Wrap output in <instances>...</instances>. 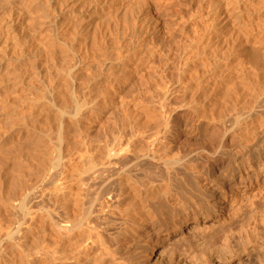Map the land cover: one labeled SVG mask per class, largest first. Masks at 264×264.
<instances>
[{
    "label": "bare ground",
    "instance_id": "bare-ground-1",
    "mask_svg": "<svg viewBox=\"0 0 264 264\" xmlns=\"http://www.w3.org/2000/svg\"><path fill=\"white\" fill-rule=\"evenodd\" d=\"M22 1H24V0H22ZM29 1L27 0V2H26V0H25L26 3H28ZM64 1L66 2V0H64ZM64 1H62V2L64 3ZM69 1H67V2L69 3ZM40 2L42 4L45 3L43 1H40ZM62 2L60 1L61 6H57V4H58L57 3L56 7H62V6L65 7L64 4H66V3L63 4ZM233 2L231 0V4ZM238 2L241 5V3H243L244 1L240 2L239 0H237V3ZM31 3L34 4L35 2L32 1ZM36 3H37V0H36ZM50 3H51V0L49 2V5H50ZM73 3H75V2H73ZM245 3H246V1H245ZM236 4H233L234 8L236 7L235 6ZM79 5L81 6V4H79ZM24 6L26 8L31 7V5H30V7H28L26 5H24ZM47 6H48V4H47ZM52 6H53V8H55V5H52ZM40 7L43 8L44 6L42 5ZM73 7H71V8H73ZM37 8H38V10L40 9L38 6H37ZM81 8H82V6H81ZM86 8L87 7L85 6V9ZM226 8H227V6L220 8L219 21H221V22L219 23V21H218V28H216L214 30V33H211L209 35H205L202 38L201 44H200V41H201V39H200L198 42L200 44V47L191 45V46H194V48H196V47L199 48L201 52H199V49H196L195 52L198 51L199 53L197 52L196 55H191L194 52L192 50H195V49H192V48H191L192 50L188 49V50H190L189 52L191 53V51H192V53L191 54L188 52L186 53L187 56L185 59V64H184V69H183V71L186 73V76H185L186 83H185L184 87H185V91H189L193 86L197 87L196 92L199 94V96L198 97L194 96L193 99H194V101H199V100L201 101V104H200L201 106L195 109V113L197 114V116L199 118L203 117V114L208 110V108L210 106H212L213 110L219 109L220 112H224V113L227 112L229 114L230 119H229V121H226L225 124H223V128L226 129L227 133H232L239 138L240 147L243 151V153H242L243 161H241V162L234 161L233 162V159H232L230 162V165H228V167H226V169L224 171H221L220 168L215 165L216 162H218L219 160L220 161L222 160V158L218 157L219 156V150L216 151L215 153L209 154V156L212 157V160H209V158L203 157L202 154H200V153H191V152H189V153L176 152L175 153V151H176V145L175 144L177 141L180 140V135H181V133L179 131H177L178 126L170 118H167L165 123H160V122L154 121L150 115L151 109H148L147 107L143 108V106H139V107L132 109L131 111L125 112V114L123 115L121 120L117 122L114 129H111V131L108 134H106L107 136L104 137V139H106L105 141L102 140L100 142L98 140L97 141L93 140V141H90L91 144L88 141L89 142L88 148H87L88 150H86V152L87 153L89 152V154L91 155L90 159H88L87 157L89 155L88 156L85 155L86 156L85 157L84 154H82L80 152V149H78V148H82L81 146L79 147V145H82L81 142H83L84 141L83 139H85L82 137H84L86 135V133H85L86 127H84V128L82 127L83 129H85V131H84L81 128V124L85 123V120L87 118H91L92 115L95 116L93 114L94 113L93 111L95 108H96V110H98L97 109L98 104H101L99 99L100 100L103 99V97H105V91L109 90L110 88H108L107 86H106L107 88L104 87L105 89H102L100 91L101 94L98 96L96 95V97H95V93L97 92V90L100 89V87L99 88L96 87L97 84L95 81H97V80L95 79V81H94V79L90 78L92 83L90 82V80H84L83 81V77H81V74L78 72L77 74H75L76 75V78H75L76 79V87L73 89V92H67V91H56L55 92L54 89H53L54 91L53 90L51 91V92H55L53 95L54 96V103L59 107V109H57V107H55L57 109V112L55 113L56 114L55 120H58L60 122V124L56 125L57 127L55 129L59 130V132L57 131V133L60 134V136H58V135L57 136L60 138H58L59 140H56V137H55V139H52L53 138L51 136L52 133H49V132L50 131L53 132L52 129H54V128H52V129L50 128L51 130L48 128L50 131H48V129H47L48 132L46 135L49 134L48 136H51L52 138L51 137L50 138L52 140H55V141H53L52 144H49L50 142L48 143L47 139H45L46 141L45 140L44 141H45V143L46 142L48 143V144L46 143L47 147H48V145L53 146V144L55 145L57 143L58 147L54 148V151L51 150L53 148L48 147V148H50V150L52 152L55 153V155H54V153H53V155H49L52 152L49 151L50 152L49 153L47 151L48 148L45 149L46 147L41 146L40 148H42V149H39L38 147L40 145L38 147L30 145V144H33V141H31V143H29L30 148L33 147L32 149H35L34 147H36V149H38V150L35 149V151L32 150L33 152H31V151H28L30 149H27L29 146L26 147V150L28 153L27 152H25V153L29 154V155H27V157H28L27 158L25 156V153H24V155L21 154V153H23L22 151H24V150L20 151L21 148L24 149L21 146L22 142H20L21 144L19 145L21 148L17 145L18 143L15 144V145H17V147L14 146L15 147L14 148L11 144H9V142H7L10 147L6 145L7 148L5 147L6 152H4V153L5 154L7 153L6 156L8 155V157L10 159L12 158L9 161L12 162V160H15V159H13V158H15V155H16V157L18 155H20V157L25 156V157H23L22 160H24V158L25 159L27 158V160H26V163L23 161L24 164L22 162V164H23L22 166H24L25 164H28L30 169H32L34 172L36 171L37 174H38V172H41L40 180L37 179V180H39L37 182L39 185L37 184L35 186V184H36L35 183L36 180H35V182L33 181V183H35V184L33 186L31 185L32 187L26 186V188H25L24 187L25 184L28 185V183L25 181L30 182L32 179V178L31 179L28 178L29 179L28 180L27 177H29L28 176L29 174H27L25 181L23 179V181L25 182L23 188H25V189H22L23 192L26 193V195L24 196L22 203L20 201L15 206H12L13 210L16 207L15 209L18 211V213H17L18 219L17 220L20 221V224H22V223L24 225L27 224L28 229L27 228L26 229L28 230V233L25 230L22 231L21 226H17L12 231L13 232L12 235H13V237H14V235H18L17 239H20L18 237H19L20 233H22L24 231L26 232L27 236L29 233H32V232H29V230L30 231L32 230L34 232H36L35 230H38V231H37L36 235L32 234L33 236L26 237L25 241L22 239L24 241V243L20 242L21 244H19L18 240H17L16 245L14 243H13L14 245L10 244L12 246L9 250H7V249L10 247V245L7 244L9 247L5 249L3 247V245H4L3 244L2 247H0V264H107V258L108 259L113 258L115 260L118 259V253H119L120 248H119V246H117V244L119 243V241L121 239L131 238L137 234H141L142 237L147 238L150 241H152L154 239L156 241H161L162 242V251H161L160 256L164 257L167 255L168 250L172 251L171 253H174V251L176 249V248L175 249L173 248L174 247L173 245L169 246L170 249H168V250L165 248L169 244L168 243L169 237L171 235H174V234H176V235L181 234L183 226L188 224L191 220H193L197 224V222L201 218L207 219V218H210L212 216V214L217 213L220 210V207L223 206L222 201L226 197L227 194L233 192L235 189H240V190H242V188L252 189L255 186L264 185V142H261V140H262L261 134L264 132V0H249V2L244 4L242 7H240V6L238 8L236 7L234 9V11H231L229 8H228L229 9L228 10ZM56 9L53 11L55 12V11L59 10V9L58 10H56ZM62 9H63V7H62ZM74 9H76V8H74ZM38 10L36 12L39 15V12L41 13V10H43V9H40V11H38ZM45 10H46V14L49 15V13H47V11H49V8H48V10H47V8ZM45 10H44V12H45ZM70 10H72V9H70ZM90 10H91V8H90ZM237 10H239V11L241 10V12L238 11L237 12L238 14H236L235 11H237ZM51 11H52V9H51ZM60 11L62 12V10H60ZM77 11L78 10H76L75 13ZM32 12H34V10ZM44 12L42 11V13H44ZM71 12H72V14L74 13L73 10ZM32 14H30V16ZM63 15L64 14H62V16ZM77 15H79V13H77ZM52 16L53 15H51V17ZM40 17H42V16L40 15ZM44 17L46 18L47 16H44ZM44 17L43 18H39V17L36 18V16H35L34 18H36V19L39 18V20H37V22L38 21L41 22L42 19H45ZM51 17L49 16V18H48L49 20H45V21H50ZM53 17H55V15ZM56 17H58V15ZM56 17L54 18V20L57 19ZM77 17L79 18V16H76V18H75V14H74V18L77 19ZM32 19L30 21H33L32 23H34L36 21V19H34V20H32ZM43 22H41L40 24L42 25ZM51 22H52V20H51ZM71 22H72V19L68 23L70 24ZM84 23H85V20H84L83 24ZM45 24H47V22L46 23L44 22V25ZM60 24H61V22H60ZM74 24L75 23H73L72 25H74ZM86 24H87V21H86ZM89 24L90 23H88V25ZM34 25H36V24H34ZM41 25H40V27H42ZM66 25H67V21H66ZM90 25L92 26V24H90ZM8 26H10V25H8ZM48 26H49V24H48ZM12 27H14V26H12ZM37 27H38V29H40L39 25ZM37 27L33 28V29H37ZM44 27L45 26H43V29H44ZM73 27H75V26H73ZM76 27H77V25H76ZM10 28H11V26H10ZM86 29H87V26H86ZM76 31L78 32V30H76ZM112 32L114 33V31H112ZM20 33H22V30L20 31ZM73 34H74V32H73ZM41 35L43 37V34H41ZM109 35H111V34H109ZM52 36H54V35H52ZM77 37H78V35H77ZM64 38H66V37L64 36ZM38 40H40V39H38ZM67 40H68V37H67ZM113 40H114V37H113ZM69 41H67V42H69ZM22 43H24V42H22ZM35 43H37V41ZM112 43H111V45H112ZM27 44H25V45H27ZM50 44H51V42H50ZM53 44H55V43H53ZM46 46H49V45H46ZM53 46H55V45H53ZM53 46L50 48L54 49ZM3 48H4V46H3ZM55 48H56V46H55ZM62 48H64V47H62ZM84 48H85V46H84ZM114 48H116V47H114ZM47 49L50 50L49 48H47ZM53 49H52V51H55ZM35 50H36V47H35ZM38 51H41V49ZM33 52H35V51H33ZM48 52H50V51H48ZM15 53H17V52H15ZM36 54H37V51H36ZM27 55H29V54H27ZM38 55H39V53H38ZM42 55H40V56H42ZM46 55H47V53H46ZM48 55H49V57H50V55L52 57L53 53H50V54L48 53ZM9 58H10V56H9ZM111 58H113V54H111L109 52H106L103 54L104 61L111 59ZM46 60H48V58ZM49 60H48V62H49ZM51 61L52 60H50V62ZM35 63H34V65L37 66ZM86 63H88V62H86ZM31 64H33V62ZM50 65H51V63H50ZM95 65H96V63H95ZM33 66H32V68H30L31 70L33 69ZM42 66H44V65H42ZM81 66H82V64H81ZM101 66H102V64L98 63L97 67L100 68ZM75 68H76V66H75ZM43 69H40V70L42 71ZM48 69H50V68L48 67ZM31 70L29 73H31ZM34 70H36V69H34ZM50 71L46 75H49ZM72 71H73V68H72ZM10 72L11 71H9V73ZM43 72H46V71H43ZM80 72H82V71H80ZM83 72H84V70H83ZM9 73L8 74L5 73L4 75L7 74L9 76L11 74V73L10 74ZM18 73L16 72L15 75H17ZM70 73L72 74L73 72H70ZM19 74H18V76H19ZM32 75H33V73H32ZM1 77H2V75H1ZM12 77H10V78H12ZM30 77H31V75H30ZM7 78L10 79L9 77H7ZM20 78H22V77L20 76ZM3 80H4V78H3ZM14 80H15V78H14ZM4 81H6V80H4ZM4 81H2V82H4ZM13 81H12V83H13ZM16 81H17V79H16ZM44 81H46V80H44ZM8 82H11V79L8 80ZM19 83H21V82H19ZM1 85H3V84H1ZM11 85H13V84H11ZM31 87H32V85H31ZM111 88H113V85ZM111 91H112V89H111ZM27 92H30V91L27 90ZM0 94H2V92H0ZM47 94H45V95L47 96ZM39 95H41V93ZM110 95H112V94H110ZM2 96H4V94ZM93 96L95 98L91 99V98H93ZM112 96H114V95H112ZM15 98H17V97H15ZM21 99L23 102L24 101L23 99H25V97L21 98ZM28 99L30 100L29 97H28ZM32 99H34V98H32ZM44 99H45V97H44ZM49 99L51 100V102H53L52 101L53 98L50 97ZM49 99H48V101H49ZM112 99H114V98L112 97ZM20 100H18V101H20ZM36 100H35V102H36ZM96 100H98V101L96 102ZM107 100H108V98H107ZM94 101L96 103H95V105L92 106L91 104H94ZM32 102L33 101L30 102V105L34 104ZM38 102L35 104L39 105ZM46 102H47V99H46ZM54 103H53V105H54ZM102 103H103V105H102V108H103L106 105L104 106V102H102ZM28 104L29 103H27V105ZM44 104L40 105L42 107L44 106L43 108L40 106L38 108L37 107L29 108V109H32L33 111L32 112L30 111L29 112L30 114L28 113L27 117L25 116V119H24L25 122L22 125L23 126L22 130H20L18 133V137H17L18 139L20 137L28 136L29 134H31V130L33 128H37V126H35V125H36V123H37V125H39L40 119L38 120V118L41 115L38 118L35 117L34 111L35 110L40 111V110L46 108L45 106L47 105V103L45 105ZM18 105H20V104H18ZM49 105H47L46 109H48ZM51 105H50V107L52 108ZM99 106H101V105H99ZM9 107H12V105ZM28 107H29V105H28ZM102 108H99V109H102ZM5 109H6V107H5ZM7 109H8V107H7ZM11 109H13V108H11ZM46 109L44 111L42 110V112L45 113ZM6 110L4 111L5 113H6ZM9 110H10V108H9ZM10 111L12 113L13 110H10ZM10 111H9V113H10ZM7 112H8V110H7ZM42 112L40 111V114ZM50 112H51V110L49 108L48 113H50ZM36 113H37L36 115H39L38 114L39 112H36ZM48 113L46 112V114H48ZM53 113H52V115H53ZM20 115H22V114L20 113ZM44 117H45V115H44ZM52 117H54V116H52ZM11 118H13V117H11ZM10 119L6 120V122L11 121L10 123L14 124V122H13L14 120H12V119L10 120ZM48 119L52 120V119H50V117H48ZM49 120L46 122H49ZM41 121H42V119H41ZM41 121H40V123H41ZM58 121H57V123H58ZM44 122L45 121H43L41 124H43ZM4 123H5V120H4ZM4 123H3V125H4ZM200 123H198L197 128L200 127ZM15 124H17L16 121H15ZM48 125H50V123H47V124L45 123L43 129L48 127ZM4 126H6V123ZM10 126L7 127L8 129H6L7 130L6 133L2 134L0 132L1 135L3 136L2 137L0 135L2 137V138L0 137L2 139L0 141V149L1 150L4 147V143H6V141L9 140L8 138L12 135V134L11 135L9 134V133H12L11 130H9L11 128ZM0 127H1V125H0ZM49 127H51V125ZM5 128L6 127L2 128V129H5ZM80 129H82L83 131ZM56 130H54L53 134L56 133ZM80 132H84L85 133V134L83 133L84 136H81L82 134H80ZM33 134H36V133L34 132ZM31 136H32V134H31ZM11 137L14 138L15 135L11 136ZM43 137H46L45 134ZM25 139L27 140L28 137H26ZM36 139H39V137ZM36 139L34 140V143H35ZM19 141H17V142H19ZM25 141L23 143H25ZM27 142L25 144H27ZM37 142H39V141H37ZM40 142H41V137H40ZM98 142L104 143V149H103L104 151L100 150L103 147L100 149L95 148V146H96L95 144ZM100 143H98V144H100ZM36 144L37 143H35V145ZM44 144H43V146L46 145V144L45 145ZM85 144H86V142H85ZM83 145H84V142H83ZM25 146H27V145H24V147ZM97 147H98V145H97ZM13 148L14 149L20 148V149H17V151H19L21 153L15 154L13 156V154L17 152ZM1 150H0V152L3 151V150L2 151ZM12 150L15 152L13 153ZM1 155H2V153H1ZM1 155H0V157H1ZM76 155H80L81 158L79 156L78 157L81 160L83 157L88 159V162L86 163L87 165L84 163L86 165L85 167L83 165H80V164H82L81 162L79 165L82 168L78 167V165H77L78 163L76 161L77 160ZM50 156H52V158H50ZM65 156H68L69 158H71L73 156V159L71 158L68 161L73 160L74 163L71 162V165L73 163V165H77V168L75 166L74 167L70 166V162H69L68 166H65V168H64L65 170L61 169L62 172L60 170H58V168L60 166V162L65 160ZM2 157H4V156L2 155ZM84 158H83V160H84ZM4 159H7V157ZM87 159H85V160H87ZM202 161L210 164V167H209L210 172L218 171L217 174L212 176V177H214V180L211 182L212 185L209 184L206 186H201L200 182L197 179V175L200 174L198 164H199V162H202ZM13 162H15L14 164L16 165L19 161H13ZM6 163H7V161H6ZM6 163L3 164V166L4 165L7 166ZM223 163L224 162L222 160V164ZM63 164H65V163H63ZM63 164H62V166L64 167ZM20 165H21V163H20ZM65 165H67V164H65ZM9 166L7 167V169L9 168ZM22 166H19V164H17V166L15 168L18 169L19 167H22ZM25 166H24V169H25ZM11 167L14 168V166H11ZM4 169L6 170V168H4ZM17 169L16 170L14 169V171L16 172ZM20 169L21 168H19V171H20ZM27 169H25V170H27ZM32 170L29 172H30L31 176H34V175H32V173H33ZM55 170H58V172L60 171V174L58 175L59 179H58V176L55 174V172H56ZM10 171H11V169H10ZM14 171H11V172H14ZM15 172L13 173V175L15 174ZM20 172H24V170H22ZM25 173H27V172H25ZM25 173H23V174L20 173V175L22 174L25 177L26 176ZM2 174H1V176H2ZM37 174H35V175H37ZM7 175H3L2 179L0 178L1 179L0 184L3 183L2 182L3 177L5 176L4 178H7ZM11 175H12V173H10V176H9L10 179L12 178ZM38 176H37V178H38ZM13 177H15V176H13ZM20 177L22 178V176H20ZM53 177H57V179H58V181H56V184L54 183V185H53L54 187L52 188L55 191V193L53 191V194H55L54 196L52 193L50 194V191H49V194H47L48 188L46 189L47 182H49V180L50 181L53 180L52 179ZM9 178H8V180H9ZM15 178H16V182L21 180L18 178V176H16ZM15 178H13V179H15ZM35 178H36V176H35ZM13 179L10 181L12 182ZM7 182H5V183H7ZM8 183H7V186L10 184V183L9 184ZM21 183L23 185V182H21ZM13 184H14V181H13ZM16 184H18V183H16ZM19 185H20V182H19ZM7 186L5 185L6 191L9 190V189L7 190ZM13 186H15V184ZM13 186H11V187L16 190L17 187L15 188ZM21 186H19V187H21ZM50 186H52V185H50ZM0 187H4V186L1 185ZM11 187H9V188H11ZM76 187H78L77 190L75 189ZM196 188H198L199 191L202 193L203 197L206 198L207 203H208L207 210L204 207H201L200 205L197 204L198 202L195 200V198L193 196L194 192L196 191ZM1 191H0V193H1ZM11 191L13 194H15L21 190L17 189V192H15V193H14L13 189ZM12 193H9V194H12ZM18 193H19V195L22 196V194H21L22 192H18ZM13 194L12 195L6 194V195L8 197L12 196L10 198L13 199L14 198ZM2 195H3V193H2ZM2 195L0 197H2ZM16 195H18V194H16ZM16 195H14V196H16ZM6 199H7V197H6ZM11 199L9 200V198H8V200H6V202L11 201ZM174 201L177 204H173ZM0 202H3V201L0 200ZM15 202H17V198L15 199ZM179 203H182L181 207H183L182 208L183 210L180 207H178ZM186 204H189V205L186 206ZM0 206H1V204H0ZM178 208L181 209L182 212H180V210L178 211ZM172 209H173V211H171ZM16 210H15V212H16ZM15 220H16V218H15ZM14 223H15V221H14ZM15 225L16 224H14V226ZM12 227L13 226H11V228ZM6 228H3V229H6ZM191 229L194 230V228H191ZM9 230H12V229H9ZM9 232L6 233V235L9 234ZM39 232H40V234L38 237L37 235ZM0 235H2L1 232H0ZM9 235H8V237H9ZM2 236H4V234ZM2 236H1V238H2ZM35 236L38 237L39 239L38 238L35 239ZM14 239H16V237ZM0 244H1V242H0ZM82 260H85V262H82Z\"/></svg>",
    "mask_w": 264,
    "mask_h": 264
},
{
    "label": "rangeland",
    "instance_id": "rangeland-1",
    "mask_svg": "<svg viewBox=\"0 0 264 264\" xmlns=\"http://www.w3.org/2000/svg\"><path fill=\"white\" fill-rule=\"evenodd\" d=\"M30 1L28 3L31 5V7L33 6L34 8L33 7L31 8L30 5L26 3L27 0L26 2L25 0L24 1L22 0H0V60H1L0 61V85L3 84L0 86V92H2V94H0V110H1L0 111V123H1L0 132L2 134L6 133L7 132L6 129H8L7 127L11 125L10 127L11 128L13 127V128L12 129L10 128L9 130H11L12 133H9V134L10 135L12 134L11 136L15 135V137L13 138L10 136L8 138L9 140H7L6 143L9 142V144H11L13 147L14 146L17 147V145L19 146L21 144L20 142H22L21 146L24 148L22 149L19 146L21 148L20 151L24 150L22 151L23 153H21L17 151V149H20V148L14 149L15 148L14 147L13 149L16 150L18 153L17 152L14 153L15 151L12 150L14 153L13 156L15 154H20V153L24 155V153L27 152L26 147L29 146V143H31V141H33L34 145L33 144H30V145L36 146V147L40 145L38 147L39 149H42L40 148L41 146L46 147L45 149L50 147V148H53L51 150L54 151V148L58 147L56 142H55L56 143L55 145L54 144L53 146L48 145L47 147V144L49 142H50L49 144H52V142L55 141L52 139H55L56 137V140H59L58 138H60L58 137L60 136V134L57 133V131L59 132V130L55 129L57 127L56 125L60 124L58 120H55V117H56L55 113L57 112V109H59V107L54 103L53 95L56 91L73 92V89L76 87V79H75L76 75L75 74L79 72L81 74V77H83V81L90 80L91 82V79H94V81L95 79L97 80L95 81L97 84L96 87L97 88L100 87V89L97 90L98 93L97 92L95 93V97L96 95L98 96L101 94L100 91L102 89H105L107 87L110 88L109 90L105 91V97H103V99L100 100L98 98L101 103V104H98V107L102 108V105H103L102 102H104V106L106 105L105 107H103L104 109L103 108H102L103 110L99 109L96 106L98 110H96L95 108L93 111L94 112L93 114L95 116L92 115L93 118L92 117L87 118L85 120L86 124L85 123L81 124V128L86 127L85 128L86 131L85 129L83 128L82 129L86 133L85 136L86 137L88 136V137L86 138L83 135L84 132H80V134H82L81 136H84L82 138H85L87 141L83 139L84 141L83 140L82 141L84 142V145H83V142H81L83 146L79 145V147L81 146L82 148H78V149H80V152L84 154V156L89 155L87 157L88 159H90L91 155L89 154V152L87 153L86 150H88L87 148H88V144L90 141H93V140L94 141L98 140L100 142L102 140L105 141L106 139H104V137L107 136L106 134H108L111 131V129H114L117 122L121 120L125 112L131 111L132 109L136 107L143 106V108L147 107L148 109H151L150 115L154 121L165 123L167 118H170L178 126L177 131H179L181 135H180V140L177 141L175 144L176 145L175 153L176 152L200 153L202 154L203 157L209 158V160H212V157L209 156V154L215 153L216 151L219 150L218 157L222 158L224 163L222 164V160L221 161L219 160L218 162L215 163V165L218 166L221 171H224L226 167L230 165V162L232 159H233V162L243 161V156H242L243 151L240 147L239 138L232 133H227L226 129L223 128V124H225L226 121H229L230 119L229 114L227 112L226 113L220 112L219 109L213 110L212 106L208 108V110L204 113L205 115L203 114V117L201 118H199L197 114L195 113V109L201 106L200 105L201 101L200 100L194 101L193 99L194 96L196 97L199 96V94L196 92L197 87L193 86L189 91H185L184 85L186 83V80H185L186 73L183 71V69H184L185 59L187 56L186 53L187 52L190 53L189 52L190 50L188 49H191V48L195 49V50L191 49L192 51L195 52L196 49H199L197 47H200L202 38L205 35L214 33V30L218 28V21L220 18V8L227 6L226 9L229 8L231 11H234L236 7L237 8L239 6L242 7L244 4L248 3L249 0H243L244 2L242 0H239L240 2L244 3V4L241 3V5L239 2L237 3V0H232V2L234 1L232 4H231V0H70V1L66 0V2L64 0H51L50 5H49L50 0H45V1L37 0V3H36V0H32L35 2L34 4L31 3L32 1L31 2ZM38 1L39 2L43 1L45 3L42 4L41 2L39 3ZM46 1L47 2L49 1V2L47 3ZM60 1L61 2L64 1V3H66L64 4L62 2L65 5V7L62 6L63 9L62 7H56L57 3H58L57 6H61ZM67 1H69V3ZM41 4L45 8L40 7L42 6ZM47 4L49 7L47 6ZM79 4H81L82 8ZM233 4H236L235 8ZM24 5L30 8H26ZM52 5H55V8H53ZM37 6L40 9H43L41 10V13L39 12V15L36 12L38 10ZM85 6L87 7L86 9H85ZM46 8L47 10L49 8L50 12L47 11L49 15L46 14V10H45ZM50 8L52 9V11ZM69 8L73 10L74 12L73 14L71 12L72 10H70ZM40 9L38 11H40ZM55 9L56 10L59 9L58 10L59 12L58 11L54 12L53 10ZM33 10L34 12H32ZM60 10H62V12ZM74 10L75 11L78 10L79 12L77 11L75 13ZM42 11L44 13H42ZM238 11L239 10L235 11L236 14H238L237 13ZM239 12H241V10ZM77 13H79V15H77ZM30 14L32 15L30 16ZM62 14L64 15L62 16ZM74 14H75V18L76 16H79V18L77 17V19H75ZM40 15L42 17H40ZM51 15L53 16L55 15V17L58 15V17H56L57 19L54 20L55 17L53 16L51 17ZM35 16L36 18L37 17L43 18L44 16H47L46 17L47 19L44 17L45 19H42L41 21V22L44 21L45 23L47 22V24L44 25V22H43L41 25L40 21L37 22L39 18L36 19L34 18ZM49 16L51 17L50 21H45V20H49L48 19ZM31 19L32 20L36 19V21L32 23L33 21H30ZM71 19H72V22L69 24L68 22L71 21ZM84 20H85V23L83 24ZM66 21H67V25H66ZM86 21H87V24H86ZM220 22L221 21H219V23ZM73 23L75 24L72 25ZM88 23L92 24V26L90 24L88 25ZM8 25H10L11 28ZM38 25L40 29H38L37 27ZM40 25L42 27H40ZM85 25L87 26V29ZM43 26H45L44 29H43ZM36 27L37 29H33ZM20 29L22 30V33H20L21 31ZM76 30H78V32ZM112 31H114V33ZM41 34H43V37ZM109 34H111L112 36ZM52 35H54L55 37ZM64 36L66 38H64ZM67 37H68V40H67ZM113 37H114V40H113ZM200 39L201 41L199 44L198 42ZM34 41L35 42L37 41V43H35ZM46 45H49V46H46ZM51 45L56 46V48L55 46H53L54 49L52 48L56 52L52 51V49L50 48L52 47ZM191 45H194L197 47L194 48V46H191ZM35 47H36V50H35ZM47 48H49L50 50H48ZM40 49L41 51H38ZM47 50L50 52H48ZM36 51H37V54H36ZM106 52L113 54V58L104 61L103 54ZM197 52H195L194 54L193 53L192 54L190 53V54L196 55ZM199 52H201L200 49H199ZM26 53L29 55H27ZM46 53L47 55L48 53L49 54L53 53L52 57L50 55L52 59L49 57V55L47 56ZM47 58L48 60L50 59L52 61L50 62L49 60L48 62V60H46ZM85 61L88 63H86ZM32 62L33 64H31ZM34 63L37 66H35ZM98 63L102 64V66L100 67L101 69L97 67ZM31 65L32 66L34 65L32 70L30 69L32 68ZM48 67L50 69H48ZM72 68H73V71H72ZM40 69H43V70L41 71ZM30 70H31V73H29ZM9 71H11L10 72L11 74L9 73ZM43 71H46V72H43ZM49 71H50V74L46 75L49 73ZM16 72L20 73V74L18 73L19 76L18 74L15 75ZM70 72H73V73L71 74ZM5 73L7 74L9 73L10 75L9 76L7 74L4 75ZM12 76L13 77L15 76L14 77L15 80ZM20 76L22 78H20ZM7 77L9 78L12 77L10 78L11 82H8V80L10 79H8ZM3 78L6 81H4ZM112 85H113V88H111ZM53 89L55 90V92H51ZM27 90L30 92H27ZM40 93L41 95H39ZM109 93L114 96L110 95ZM3 94L4 96H2ZM45 94H47V96ZM15 97H17L18 99ZM24 97L25 99L23 100L24 101L26 100V101L22 102L21 98H24ZM28 97L30 98V100L28 99ZM50 97L53 98L52 99L53 102H51V100L49 99ZM95 97L93 96V98L91 99H94ZM112 97L114 99H112ZM46 99H47V102H46ZM48 99L50 102L48 101ZM29 101L30 102L33 101L32 103L34 104L31 103L32 105H30ZM97 101L98 100H96V102ZM106 101L107 102L109 101V102L107 103ZM37 102L39 103V105L37 104L38 106L35 104ZM96 102L94 101V104H91L92 102L90 104L93 106L95 105ZM27 103H29L28 104L29 107ZM44 103L45 104L47 103V105L52 104L51 105L52 108L50 107V105L48 106V109L50 108L51 112L48 113V109H46L47 105L45 106L46 108L42 109L43 111L46 109L45 113H43L42 110H40L42 112L41 114L39 110L34 111L35 117L38 118L41 115L40 116L41 118L40 117L38 118V120L40 119L39 125H37V123L35 125L37 126L38 129L39 128L40 129L38 130L37 128H33L31 130V134L34 138L31 136V134H29L28 136L20 137L18 139L17 138L18 133L23 128L22 125L25 122L24 120L25 116L27 117L28 113L30 111L31 112L33 111L32 109H29V108L31 107L38 108L40 105H43ZM11 105L12 107H9ZM5 107L6 109L8 107L7 109L8 112L5 109ZM55 107H57V109ZM3 108L6 110V113L4 112L5 110ZM9 108L10 110H13L12 113L9 110ZM36 112H39L38 113L39 115H36L37 114ZM46 112L48 114H46ZM20 113L22 115H20ZM8 114L9 115L11 114L10 116L13 118H11ZM48 117H50V119L52 120H49ZM10 118L14 120L13 121L14 124L10 123L11 121H7L8 123L6 122V120H9ZM4 120H5L6 126H4L5 125ZM48 120L49 122H46ZM15 121L17 124H15ZM40 121L41 123L45 121L43 123L44 125L45 123L46 124L50 123L51 127H49L50 125H48V127L45 128L46 130L43 129L44 125L41 124ZM198 123H200L199 128H197ZM4 127L6 128L2 129ZM48 128L49 129L54 128L52 130L53 132L54 130H56V133L53 134V132L50 131L51 129L49 130ZM47 129L48 131H50L49 133H52V135L51 134L50 135L53 138L51 136H48L49 134L46 135L48 132ZM33 131L37 135L33 134L34 133ZM44 134L46 137H43ZM37 136L39 137V139H36L38 138ZM26 137H28L27 140L25 139ZM40 137H41V142H40ZM1 138H0V141L2 140ZM35 139H36L35 143H37L36 145L34 143ZM45 139H47V142H48V143L46 142L47 144L45 143L46 141ZM261 139H262L261 142H264V132L261 134ZM24 141L25 143L28 141L27 144L23 143ZM85 142L87 145L85 144ZM103 142L100 144L96 143L95 148L100 149L103 147L100 150L104 151ZM6 143H4V147L2 148L3 151L0 149L2 151L0 152V155L2 153V155L4 156L2 157L1 155L0 157V160H1L0 164L2 165V166L0 165V178L2 179L3 175L8 174L7 178H4L5 177L4 176L3 181H2L6 186H7V183L13 178H15L16 176H18V178L21 179L22 181L17 178L19 181L17 180L18 182H16V178L13 179L15 186H13L14 185L13 181L12 182L10 181L9 183L10 184L12 183L13 185L12 184L10 185L8 183L9 184L7 186V190L9 189L8 191H6L5 185L3 183L0 184V186L1 185L4 186V187H0L1 188L0 191L2 190L0 193V196L3 193L2 197H0V200L3 201V202H0L1 204L0 206V211H1L0 212V221H1L0 222L1 224L0 232L2 235L4 234V236L0 235V239L2 240V241L0 240L1 242L0 247H2V245L4 244L3 247L5 249L8 248L9 247L8 245L10 244L16 245L17 240H18V243L21 244V243H24L26 237L33 236L32 234L36 235L38 230H35L36 232L29 230V232H32V233H29L27 236L26 234V232L28 233L27 224L25 225L23 223H22L23 225L20 224V221L17 220L18 211L15 209L16 207L13 210L12 206H15L20 201L22 203V200L24 196L26 195V193L23 192L22 189H25L26 186L27 187L31 185L33 186L35 183H36L35 184L36 186L38 184L37 182L41 178L40 177L41 172H38L37 174L36 171L34 172L32 169H30L28 164H25L26 166L24 165L25 169L28 168L27 170H25L24 166H22L24 162L26 163V160L28 158L27 155H29L27 154L28 152L25 153V156L27 157L26 159L24 158V160H22L23 157L25 156L23 157L21 156L22 157L21 158L20 155H18L17 157L15 155V158H13L15 160H12V162L19 161L21 165L19 162L18 163L16 162V163L19 164V166L23 167V168L22 167H19V168H21L20 171L24 170V172H20L19 168L18 169L15 168L17 164L15 165L14 164L15 162L12 163L11 161H9L12 158L10 159L8 155L6 156L7 153L6 154L4 153L6 152L5 150L7 146H9V144L8 143L6 144ZM43 144L45 146H43ZM24 145H27V146L24 147ZM36 147L34 148L36 149ZM32 148H30L29 146L27 149H30L28 151H31V152L35 151V149H32ZM50 148H48L49 150L47 149L48 152L49 151L52 152ZM53 153L54 152L50 153L49 155H53ZM5 156L7 157V159H4L6 158ZM76 156H77L76 161L78 163L77 164L78 167L82 168L80 165H83L85 167L87 165L86 163L88 162V159L83 157L84 160L83 158L81 160L80 155H76ZM50 158H52V156H50ZM71 158L73 159V156ZM71 158H69L68 156H65V160L61 161L62 163L60 162V166L62 168L59 166L58 170L61 171V169H64L65 166H68L69 162H70V166H73V167L75 166L77 168V165H73L74 163L73 160L68 161ZM71 162H73L72 165H71ZM80 162L82 164H80ZM5 163L7 164V166L4 165L5 166L4 167L3 164ZM62 164L64 165V167L62 166ZM8 166L9 168L11 166H14V168L13 167L10 168L11 171H14V169L15 170L17 169L18 172L16 171L17 172L16 173L14 171L15 174L13 175L14 172H11L9 168L8 170L7 169ZM209 167H210V164L205 163L203 161L199 162L198 164L200 174L197 175V179L200 182L201 186H206L209 184L212 185L211 182L214 180V177L212 176L218 173V171L210 172ZM4 168H6V170ZM31 170L33 172L31 173L34 176L30 175L29 171ZM58 170H55L56 171L55 174L57 176L60 174V171L58 172ZM10 173H12V175L15 177L11 175L12 178L10 179L9 178ZM20 173L22 174L25 173L26 176L24 177V175L22 174L20 175ZM27 174H29L28 175L29 177H27ZM19 175L22 176V178ZM26 177L27 179L32 178L30 181L31 183L28 181H25ZM1 179H0V182H1ZM23 179L25 182L28 183V185L25 184ZM52 179H53L51 180L52 182L49 180V182H47L46 184L47 185L46 189L48 188L47 194H49V191H50V194L51 193L53 194L54 190L52 188L54 187L53 186L54 183L56 184V181H58L59 176H58V179L57 177H53ZM33 181L35 183H33ZM19 182H20V185H19ZM21 182H23V185ZM11 186L15 188L17 187V189H20L21 191H18V192H22L21 193L22 196L19 195V193L17 192V189L15 190ZM23 186L25 188H23ZM12 189L14 190V193L15 192L17 193L13 194L11 191ZM75 189L77 190L78 187H76ZM8 192L12 193L15 199L17 198V202H15L14 198L13 199L10 198L12 196L8 197L6 195V194L12 195V194H9ZM16 194H18L19 196ZM54 195L55 194H53V196ZM193 196L195 200L198 202L197 204L200 205L201 207H204L207 210L208 208L207 200L206 198L203 197L202 193L199 191L198 188H196V191L194 192ZM8 198L9 200L11 199V201L6 202ZM222 203H223V206L220 207V210L217 213L212 214L210 218H207V219L201 218L197 222V224L193 220H191L188 224L183 226L181 234H177V235L174 234L169 237V240H168L169 244L167 246L168 248L167 247L165 248L168 250L170 249L169 246L173 245L174 246L173 248L174 249L176 248L174 253H171L172 251L168 250L167 255L164 257H161L160 256L161 251H162L161 241H156L155 239L150 241L149 239L142 237L141 234H137L128 239H121L119 243L117 244V246H119L120 248L119 253H118V259L115 260L113 258H110V259L107 258V264H264V185L255 186L252 189H244V188H242V190L235 189L233 192L226 195ZM173 204H177V203L174 201ZM187 205L189 204H186V206ZM181 206H182V203H179L178 207L182 209L183 207ZM181 209L178 208V211L180 210V212H182L183 209L182 210ZM171 211H173V209ZM14 224L16 225L14 226ZM10 225L13 227L11 228ZM17 226H21L22 227L21 230L26 231V232L24 231L20 233L18 237L20 239H17L18 235H14V237L12 235L13 234L12 231ZM3 228H6V229H3ZM191 228H194V230ZM9 229H12V230H9ZM7 231L8 232L10 231L9 232L10 235L9 234L6 235V233H8ZM39 234L40 232L37 235L38 237H39ZM15 237L16 239H14ZM38 237L35 236V239ZM12 245H10V247L7 250H9ZM82 262H85V260H82Z\"/></svg>",
    "mask_w": 264,
    "mask_h": 264
}]
</instances>
